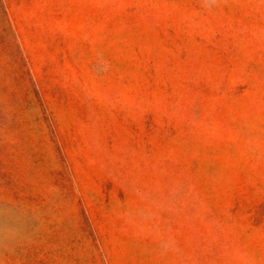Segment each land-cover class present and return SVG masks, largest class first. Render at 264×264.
<instances>
[{
  "label": "rangeland",
  "instance_id": "rangeland-1",
  "mask_svg": "<svg viewBox=\"0 0 264 264\" xmlns=\"http://www.w3.org/2000/svg\"><path fill=\"white\" fill-rule=\"evenodd\" d=\"M0 264H264V0H0Z\"/></svg>",
  "mask_w": 264,
  "mask_h": 264
}]
</instances>
